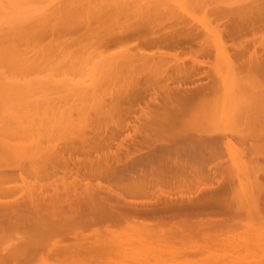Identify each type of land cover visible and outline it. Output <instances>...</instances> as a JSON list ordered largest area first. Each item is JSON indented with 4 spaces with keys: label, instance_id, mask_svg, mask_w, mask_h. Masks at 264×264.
<instances>
[{
    "label": "rangeland",
    "instance_id": "rangeland-1",
    "mask_svg": "<svg viewBox=\"0 0 264 264\" xmlns=\"http://www.w3.org/2000/svg\"><path fill=\"white\" fill-rule=\"evenodd\" d=\"M137 7L159 11L143 21L140 36L131 34L125 25L134 20L127 10ZM148 30L162 34L175 31L180 35L192 32L196 41L192 47L184 43V48L164 47L159 52L168 60V73L183 62L187 66L199 64L198 75L179 82L180 79L163 80L159 74H142L136 76L140 82L133 86L131 78L126 77L130 60L161 55L142 42ZM18 32L23 38L12 42L18 53L0 56V138L16 147L20 143L22 148L0 159V166L48 169L53 177H40L39 183H44L50 193L58 186L61 195L71 188L73 200L82 197L83 192L86 196L90 192L98 195V200L101 196L102 201L106 194H112L114 199L108 196L105 206L122 209L132 199L140 208L151 197L124 194L121 185L125 183L119 180L122 173L117 172L122 171V166L117 168L109 162L110 153L130 149L138 158L159 149L183 151L189 144L209 142V151L218 154L201 155L211 156L203 170L209 171L208 176L214 171L218 174L211 173L209 179L216 180L218 176L217 180H221L223 176L222 185L215 187L217 181L210 179L215 189L211 186L210 191H205L203 187L210 184L206 179L191 183L190 191L185 186L182 192V186L179 191L170 186V192V183L149 191L153 194L155 190L159 192L157 188L168 190L167 197L173 200H184L187 195L192 199L224 195L222 202H229V206L211 204L205 211L188 216L173 217L168 213L159 221L165 225L149 228L142 226L139 218L134 224L116 216L94 221V212L97 215L102 209L90 194L89 211L85 213H93L94 222L59 233L46 232L40 253L20 264H264V0H0V42L4 43L6 35L16 36ZM165 83L170 89L168 126L162 124L166 114L161 106ZM201 88L205 92L202 97ZM175 89V95L180 97L198 89L201 99L196 94L188 107L185 103V107H177V103H170L175 101L171 97ZM181 107V111L173 110ZM115 128L120 130L116 129L117 134L113 132ZM111 130L116 136L111 133L114 141L107 139ZM16 135L25 146L20 141H10L9 137ZM136 138L147 139L150 144L137 146L141 149L138 151L131 145ZM87 141L92 145L88 154L81 150ZM57 151L62 152L55 156ZM159 154L152 158L168 157ZM176 156L168 158L176 160ZM142 162L150 166L148 161ZM106 165L108 169L113 167L112 173L116 174L115 169L119 174V178L114 176L116 181L109 175L107 180L93 176L95 168ZM33 179L27 181L34 182ZM13 186H17L14 199L25 194L20 182ZM114 194L122 195L123 202ZM147 220L153 224L157 221Z\"/></svg>",
    "mask_w": 264,
    "mask_h": 264
},
{
    "label": "bare ground",
    "instance_id": "bare-ground-1",
    "mask_svg": "<svg viewBox=\"0 0 264 264\" xmlns=\"http://www.w3.org/2000/svg\"><path fill=\"white\" fill-rule=\"evenodd\" d=\"M156 12H159V11L155 10V9L140 8V7L134 8V10H127V13L130 15V18L134 19V20L132 22H126L128 20L130 21V18H129L128 20L125 21L126 22L125 25H126V27L131 29V34H133V35L138 34V36H140L141 35L140 28H141V26L145 25V23H143V21L147 20L150 16H152L151 13L156 14V15L159 14V13H156ZM149 14H150V16H149ZM133 17H135V18H133ZM163 20H164L163 17H161L159 22L162 23ZM161 27L162 28H166L165 26H161ZM162 33L163 32H160V31L148 30L145 33V35H144L145 37L142 38V42L145 45H147L148 47H150V46L154 47L156 49V55L157 54H161V55H159V57H157L155 54H154L155 57H157L156 59L152 58V57H154L153 54L152 55L149 54V56L147 55V57L146 56L142 57L140 55L141 57H139V59L137 60L138 62L136 61V59L138 57L134 59L136 63H134V60H132V61L130 60V62H131V63L129 62L130 65L127 62L128 63V70H127L128 74L126 75V77L128 76L127 77L128 79L131 78L130 82L133 83V86H134V84H135V86L137 85V83L139 81L138 79H140L138 77L140 75L142 76V74H148V75L151 74L150 76H152V74H159L160 78H163V80L168 81V79L169 80H172V79H174V80L178 79L179 80L180 79L179 82L181 80H185L186 81V78L190 79V77H192L194 74L198 75L199 70L197 72L196 67L199 64L197 66L196 65L194 66L191 63V65L189 64L187 66L183 62H182L181 66L177 67V69L172 70V72L168 73V69H167L168 60H165V58H162L163 54L161 53V51L159 52V50H161L164 47H167V48L170 47V49L172 47H176L177 49H180L178 47H183L184 43L189 44L190 47H192V45L196 44V43L193 44V42H196L193 33L190 32V31H185V33L183 32L184 34L181 33L182 35H180L179 33H178L179 34L178 35L177 32H175V31H172V32L169 31V32H166L164 34H162ZM22 38H23V35L20 32H18L16 36L6 35L4 37V43L0 42V56H7V54H11V53L12 54L13 53H18L19 49L17 48L16 45H13L12 42L15 39L21 40ZM201 44L202 43H199V45H201ZM173 49H175V48H173ZM162 50H164V49H162ZM201 50H202V48H201ZM202 51H204V50H202ZM206 52H207V50H206ZM199 53H201V52H199ZM204 54H206V53H204ZM148 57H150V58H148ZM128 59H129V57H128ZM192 61H194V60H192ZM241 64H242V62H241ZM165 66H166V68H165ZM116 68H120V67H116ZM126 68H127V66H126ZM110 71H112V70H110ZM119 75H121V73ZM195 75H194V77H195ZM136 76H138V77L136 78ZM147 77H149V76H147ZM112 78H113V76H112ZM181 78H183V79H181ZM110 79H111V77H110ZM124 79H125V77H124ZM119 81H117V82H119ZM124 81H126V80H124ZM107 82H108V79H107ZM156 82H158V81H156ZM187 83H188V81H187ZM126 86H128V85L126 84ZM140 86H142V82H141ZM148 86H149V84H148ZM165 86H164V88H166V93H165V97H164L165 99L163 100L164 104L161 105V106L163 107L162 111L164 113H166V114L163 116V120H162L163 123L162 124L166 123L165 125L168 126V104H169L168 103V100H169L168 91L170 89L167 87L166 83H165ZM143 87H145V85H143L142 88ZM164 88H163V91H164ZM202 88H203V86H202ZM202 88L200 89V92H201ZM143 89H145V88H143ZM154 89H155V87H154ZM161 89H162V86H161ZM171 89H173V88H171ZM204 89H206V87ZM125 90H127V88ZM175 90L173 92L174 95H175V92L177 93V90L176 91ZM178 90H179V88H178ZM195 90H196V92H194V90H193V92H190V93L186 92L184 94V96L181 95V97L177 96V95H175V97H174L172 91L169 92L170 93L169 96L172 93L171 97H173L175 99V101H172L170 103H173V102L177 103V104L173 103V105L175 104V105H177V107H179L178 106L179 104H180V106H182L184 103H185L184 105H187L189 103L188 101H190V99H191V101H193L192 98L195 97L196 94L199 92V91H197L198 89H195ZM181 91L183 92V89ZM205 91H207V89ZM129 92L127 91V93H129ZM145 92H147V91H145ZM180 93H179V95H180ZM203 93H205V92H203V90H202V93H200L201 97L203 95L205 96V94H203ZM136 94H138V93H136ZM132 95H134V94H132ZM151 95H154V94L151 93ZM176 96H177V98H176ZM198 96L199 95L197 94V97ZM140 97H142V96H140ZM197 97H196V100L199 98V97L198 98ZM201 97L199 99H201ZM161 98L163 99V97H161ZM150 101L152 103L153 100L151 99ZM191 101H190L189 104H191ZM148 105H150V104H148ZM184 105H183V107H185ZM171 107H172V105H171ZM183 107H181L180 109L173 108V110L174 111H181V110H183ZM187 107H188V105H187ZM13 117H14V115H13ZM172 123H174V122H172ZM122 128H123V126H122ZM165 128H167V130H168V127H165ZM116 129H118V128H115L113 130L114 134L117 131ZM134 129H135V127H134ZM159 130H161V129H159ZM118 131H120V130L118 129ZM113 132H112V130L110 131V133L108 132L109 133L108 136H107L108 140H110V139L113 140L114 139L115 135L113 134ZM111 133L114 136H112ZM116 134H117V132H116ZM144 135H146V134H144ZM4 136H5V134H4ZM12 136H13V134H12ZM9 138H12L10 141H13V140H14V142L20 141L18 139V138H20V136H17V135H16V137H11L10 136ZM147 138H148V136H147ZM123 139H125V138H123ZM129 139H127V140H129ZM130 140L133 141L132 139H130ZM136 140H137V138H136ZM136 140H134V141H136ZM144 140H143V138H140L136 142L132 143L131 145L134 144V146L137 147V146H143V145L150 144V142L147 141V139L145 141ZM150 140H151V138H150ZM2 141H4V137H3V140L2 139L0 140V143ZM5 141H6V139H5ZM8 142L9 141H6V143L5 142L1 143L0 159L8 157L12 153L14 154L15 151L18 152V149H19L18 147L22 148V146H19L20 145L19 142H18L19 145L17 147L13 146L15 143L13 145H11ZM106 142L107 141H105V143ZM84 143L85 144H83L84 146L81 147V150H83V152L88 154V152L90 151V148H91L92 145L90 146L88 141L84 142ZM122 143H123V141H122ZM212 143H210V144H212ZM108 144H107V146H108ZM151 144H153V143H151ZM203 144H204V142H203ZM203 144H197V145L195 143L194 144L193 143L189 144L188 146H186V148H185L186 150L184 149L183 151H179V150L176 151L177 149L172 151L173 150L172 149L171 152H169V151H166V149H165L164 152H163V150L159 151L161 149L158 148L159 149V150L157 149L158 152L157 151L149 152L147 154V156H144V157L142 155H140L141 157H139V155H137L138 158L135 157L134 153L129 151L130 149H128V150L126 149L127 151H124V152L121 149H120V151L117 150L115 152H112V153H110L109 158H108V155H107V158L109 159V162H110V160L112 162H114V164H116L117 168L119 167V165L122 166L121 169H122L123 172L121 170H120L121 172L117 171L119 173H122V175L120 174V176H119V174L116 172L115 169H114V172L116 174L112 173L113 172V170H112L113 167H112V169H110L111 166L109 168L111 170V173H110V170L108 169V165H106V167L104 166L103 169L101 168L102 166L101 167L98 166L99 170L97 168H95L96 171H94V173H93L94 175L93 176L96 175L97 177H99V178H101L103 180L104 179L107 180V176L108 175L112 176L111 179H113L114 176L115 177L119 176L120 177V178L118 177L119 180H122L125 183L123 186L121 185V189L123 190L124 194L126 193V195H128V196H131V197L133 196L132 198H134L135 196H140V195L141 196H145V195L148 196L149 195L148 197H151V198L148 199V200H145V202L142 201V202H144V204L142 203L143 205H141L140 208H139V206H137L138 205V204H136L137 202H134L135 200L132 201V199H131V201L129 203L125 204L126 205L125 208L122 205L123 206L122 209L124 208V210L121 211L122 209L118 208V210L121 211V212H118V210L116 208H113V207H115V205L113 207L111 206L110 203L109 204H110L111 207H109V206L107 207V206L104 205L105 204L104 200H106V198L108 196L112 197V194L111 195H109V194L107 195L106 194L107 197L104 196L105 198L103 197L104 199L102 201L101 198H100L101 196L99 197L100 200H98V195L96 197L95 195H92V192H90V194L93 196V199L96 197L95 201L94 200L93 201L96 202V203L98 202L97 203V205L99 204L98 207L100 209H102V210H99V211L96 212L97 215L94 212V216H93L94 217V221L96 219L97 220L102 219L103 217L105 218L106 216H107L106 218H108V216H112V217L116 216V217H119V220L122 219L121 221H129V219H130V221H132L131 223H133L135 221V219L139 218V220L141 219L140 222L143 221L142 222V226H146V227L150 228V227H155L153 225H156V227L159 226L158 224H164L165 225L166 222L163 223V222H159V221L161 220L160 218H164V215L166 216V215H168V213L173 215V217H174V215L176 217V214L188 216V215H190L192 213H195V212H198V211L202 212L200 210H204L206 207L208 208L211 204L215 205L216 203H221V204L225 203V201L222 202L223 201L222 198L224 199V195H222L221 193L220 194L223 197L217 195L219 197V198H217L216 195H215L214 198L212 197L214 200L211 197H208V198L205 197V198H202V199H195V198L192 199L191 198L192 196L190 197L188 195L187 196L190 197V198H188L187 200H186V197H187L186 195H184V196H186L184 200L182 198H180L178 200H173V199H170V197L169 198L167 197V194L172 192L173 189L177 190L180 186H182V189L180 190V192H182V190L185 191V189H187V191H190V189L192 188L191 186H193L191 183H193V182H198L199 183L200 180L209 179L208 177L210 176L211 173H212L211 174L212 176H213V174L215 176L218 175L216 173V171H214L215 167L213 168L214 172H210L209 176H208V172L209 171H207V173H205V171L203 170L204 164L206 165V161H208L211 158V156L208 155L209 157H205V156H201V155L205 154L207 156V154H210L212 156L213 155L215 156L216 154H218L216 152L213 153V151H211V150L209 151L208 147L206 146V144L208 145L209 142L208 143L205 142V144L204 145ZM21 145H23L22 142H21ZM23 146H25V145H23ZM175 146L173 145V148L177 147V146L176 147ZM21 148L19 150H21ZM166 148L168 149L167 145H166ZM137 149H138V151L141 150L138 147H137ZM179 149H180V147H179ZM61 152L62 151L55 152V156L58 153H61ZM90 153H91V151H90ZM159 153L161 154L162 157H163V155H166L168 157L170 155H173V156L177 155L178 157L177 156L175 157L176 160L175 159H170L168 157L152 158L153 155H157ZM160 154L158 156H160ZM181 154H182V158L180 157ZM183 154H185L186 157H184ZM143 160L148 161L147 163L150 166H147L146 163H143L142 162ZM198 161H200V163ZM109 162H108V164H109ZM114 164H111V165L115 166ZM156 164H157V166H156ZM217 165H216V168L219 166V165L218 166ZM144 166H145V168H142ZM26 167L24 165H20L19 167H16L15 169H10L6 165H1L0 166V264L10 263L11 261H15L16 264H20V263L26 261L27 259L31 258L32 256L38 255L40 253V250L44 246L43 245V237H45V233L46 232L59 233L60 231H62L64 229H69V228L72 229V227L74 228V227H77V226H80V225H87L90 221L94 222L92 220L93 217H91L93 213L92 212H91L92 214L90 213L91 216L88 215L89 214L88 212L85 213V210L87 209V205L89 204V201H90L89 198L87 199V197H89L90 194L89 195L87 194L88 196H86L84 194V192H83L82 197L81 196H76V198H75L76 200H73L74 198L72 197L73 199H71V196H74V194H72V190H70L71 188H67L68 191H63V194L61 195L60 191H62V189L58 188V186H56L55 184H54L56 186V187H54L55 189L51 188L50 190L52 191V189H53V192L50 193L49 191H47V189H46L47 187H46V185H44V183L43 184L39 183L40 177H43V178L45 177V179H46V177L48 178V177H50V175H52L50 172H48V169H44L42 171H38L36 169H30V168L28 170V168H26ZM211 169H209V170L212 171ZM220 172L222 173V171H220ZM53 174L55 175V173H53ZM219 176H221V174H219ZM33 177L36 180L38 179L37 180L38 183L35 182V179H33L34 182L33 181L32 182L29 181L30 178H33ZM52 177H53V175H52ZM115 177H114V180L118 179V178H115ZM217 178H218V176H217ZM217 178H216V180L214 178H212L215 181H217L215 183V185H214L215 187L222 185V183L224 182V181H222L223 176H222L221 180H219L220 177H219L218 180H217ZM27 179H29L28 180L29 182L27 181ZM210 179L208 181H210ZM17 182H20L25 187V189H24L25 190V194L24 195L22 194L23 196H20L21 198L19 197V198L14 199L15 198L14 194H15V191L17 189V186H13L12 187V184L17 183ZM52 182L53 181H51V183ZM168 183L171 184V185H169V189L170 190L172 189L171 187H173V189L171 191L169 190L170 192H168V190L165 192L162 189H158V188H157V190H159L158 193H155L157 191L155 190V192H154L153 189H152L153 194L149 191L150 188L161 187V185L164 187L165 184L168 187ZM211 183L212 182L210 181L209 185L206 184L207 186L203 187V188L206 189L205 191H208L210 188L213 187L212 186L213 184H211ZM118 184H120V183H118ZM189 185H191L190 186L191 188L189 187ZM64 186H66V185H64ZM87 186L88 185H86V187ZM100 186H101V184L97 185V187H100ZM97 187H96V189H94V190H96V192H97ZM215 187H213V189H215ZM57 188L60 189V190L58 191ZM203 188H201V189H203ZM99 189H101V188H99ZM110 189L111 188L109 187L108 190H110ZM46 191L49 192V194L46 193ZM92 191H93V189H92ZM110 191H107V192H110ZM178 191H179V189H178ZM203 191H204V189H203ZM58 192H60V196H59ZM111 192H113V190ZM115 194H117V193L115 192ZM115 194H114V197H116L117 200H118V198H121L120 200L122 201V198H123L122 195H119V194L115 195ZM128 196H126V197H128ZM181 196L183 197V195H181ZM116 198H115V200H116ZM96 199H97V201H96ZM113 199H112V201H113ZM72 200L76 201V202H73ZM128 201L129 200H127V202ZM139 202H141V201H139ZM124 203H126V200H125ZM227 203H229V202H227ZM227 203H225V204L227 205ZM109 204H107V205H109ZM225 204H224L225 207L229 206V205L226 206ZM224 206H223V208H224ZM218 207H221V205H219ZM91 208H92V206H91ZM93 210L95 211V209H93ZM87 211H89V210L87 209ZM110 218L111 217H109V219ZM147 218L148 219H152V220H157V221L154 222V224H153V222H151L150 220H149L150 222H148ZM164 219H166V218H164ZM117 220H118V218H117ZM144 220H147V221H144ZM135 225H137V223H135ZM135 225H134V227H135ZM138 228H141V226H139Z\"/></svg>",
    "mask_w": 264,
    "mask_h": 264
}]
</instances>
